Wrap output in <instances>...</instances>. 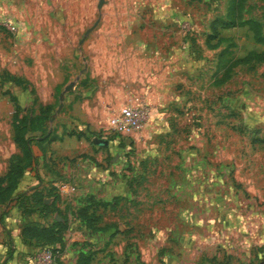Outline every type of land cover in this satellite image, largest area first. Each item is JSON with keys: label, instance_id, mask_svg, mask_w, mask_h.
I'll use <instances>...</instances> for the list:
<instances>
[{"label": "rangeland", "instance_id": "obj_1", "mask_svg": "<svg viewBox=\"0 0 264 264\" xmlns=\"http://www.w3.org/2000/svg\"><path fill=\"white\" fill-rule=\"evenodd\" d=\"M230 3L0 0V20L20 23L17 32L0 24V174L22 155L14 130L25 128L36 152L20 176L26 192L39 179L62 181L75 186L59 193L63 202L80 190L105 200L92 229L70 201L65 258L82 250L88 264H264V59H238L264 44L246 24L211 34ZM241 14L264 35V0H243ZM140 95L153 107L147 124L111 130L110 114ZM93 136L108 138L110 153L82 151L80 137L104 149ZM17 225L15 201L0 202L4 254ZM28 244L30 256L58 243Z\"/></svg>", "mask_w": 264, "mask_h": 264}, {"label": "trees", "instance_id": "obj_2", "mask_svg": "<svg viewBox=\"0 0 264 264\" xmlns=\"http://www.w3.org/2000/svg\"><path fill=\"white\" fill-rule=\"evenodd\" d=\"M242 1L231 0L226 16L212 20L211 30L213 32L211 34L216 35L218 27L246 24L252 31L255 40L264 44V35L261 33L259 21L255 18L242 16ZM241 58L245 60H262L264 59V48L250 49L243 56L238 57V59ZM37 118L40 117L38 116ZM26 131L25 128L20 132L17 129L14 130V140L21 144L22 155H15V159L11 157L6 172L0 174V202H4L7 199L14 200L17 207L21 210L20 233L24 242L41 241L47 244L57 242L59 245H52V248L57 251L55 264H67L59 258L62 233L68 226L67 212H63L54 201L47 202L44 200L47 192L43 187L33 186L30 192H26L25 189L16 191L20 176L23 175L26 167L32 165L36 160L31 150V137L26 134ZM80 135L83 134L81 133ZM39 141L43 142L42 140ZM20 159L23 162H20ZM103 202L105 203V200L96 199L90 193L85 196L84 201L75 210L76 215L84 226L91 229L95 227L97 207ZM55 210L60 214V217L52 216V212ZM91 258L90 253L81 250L78 252L73 264H88Z\"/></svg>", "mask_w": 264, "mask_h": 264}, {"label": "crops", "instance_id": "obj_3", "mask_svg": "<svg viewBox=\"0 0 264 264\" xmlns=\"http://www.w3.org/2000/svg\"><path fill=\"white\" fill-rule=\"evenodd\" d=\"M139 98H148V96H143V95H140L139 97H136V98H130V100L128 102H137V101H141V99ZM146 101V100H145ZM127 103V102H125ZM124 104V103H123ZM121 106V105H119ZM118 106V107H119ZM79 107H80V101L77 99V100H74L72 102V108H73V112H77L79 111ZM97 110L99 109V107L96 108ZM80 113V116L83 117L81 115V112ZM87 117H90L91 119V115L87 116ZM89 119V120H90ZM106 138V137H105ZM108 139V138H107ZM80 141V147H81V150L82 151H87V152H90V154H93L95 158L97 157H101L102 155H105L106 154V151H108V153H110V148H108L109 150L106 149L105 145H102L104 146L102 148H98L97 150H93L92 148L89 149L86 142H85V138L83 137H80V139L78 140ZM52 142L54 143V145H57L56 141L55 140H52ZM100 145V144H99ZM31 150L33 152V154L35 155L36 152L35 150L33 149L32 145H31ZM46 151V150H45ZM52 150L49 151V153L51 152ZM40 152V151H39ZM59 153L57 150L55 151V153ZM40 155H41V152H40ZM52 155V153H51ZM42 180H38V184L35 185V186H38V187H43L44 190L47 192L44 196V200L47 201V202H51V201H54L55 204L60 208L62 209V211L64 212L66 210V208H71V204H70V201L73 200V202L71 201V203L75 204V207L77 208L83 201H84V198L85 196L88 194V192L86 191H83V190H80L79 192L76 191L77 193V196H74L73 194L75 193V186L73 184H69L67 182H59L57 183L56 185L54 184H49V186H43L42 183H41ZM54 183V182H52ZM28 187V186H27ZM27 187H23L22 186V180L19 181L18 183V186H17V189H26ZM59 193H73L72 195H69V199H67L66 202H63V200L61 199L60 197V194ZM16 207V206H15ZM73 208V207H72ZM16 209V208H15ZM68 211V209H67ZM69 213V211H68ZM75 214L76 212H73L72 215L75 217ZM52 216L58 218L60 217V214L55 210L52 212ZM14 220H20V215L16 212H15V215L13 218H11V223L14 221ZM17 230H11V244H9L11 246L10 249L7 250V254L9 255L10 253V250H11V255H7V254H4L5 252V247L6 245H3L1 242H0V264H29V260H28V252L34 248H36L35 245L33 244H28V243H24L21 241V238H20V234H19V231H20V226L17 225ZM0 234L2 235V233L0 232ZM10 240V239H9ZM18 254L19 256V260L16 259V255ZM25 255V256H24ZM65 253L63 252V250L61 251L60 255H59V258L67 263V264H73L74 261H75V257L73 259H67L64 257ZM21 256H24L23 258H21Z\"/></svg>", "mask_w": 264, "mask_h": 264}, {"label": "built area", "instance_id": "obj_4", "mask_svg": "<svg viewBox=\"0 0 264 264\" xmlns=\"http://www.w3.org/2000/svg\"><path fill=\"white\" fill-rule=\"evenodd\" d=\"M0 24L10 32H17L20 28L18 20L12 17L2 18ZM152 111V105L145 100L124 103L110 114L109 127L117 133H133L147 124ZM56 255V250L44 246L28 257L29 264H54Z\"/></svg>", "mask_w": 264, "mask_h": 264}, {"label": "water", "instance_id": "obj_5", "mask_svg": "<svg viewBox=\"0 0 264 264\" xmlns=\"http://www.w3.org/2000/svg\"><path fill=\"white\" fill-rule=\"evenodd\" d=\"M101 1V0H100ZM72 85V82L69 81L67 84H65V88H69ZM92 141L97 144H107L108 139L101 136H93ZM257 264H262V260L259 261Z\"/></svg>", "mask_w": 264, "mask_h": 264}]
</instances>
